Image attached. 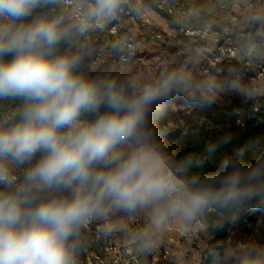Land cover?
I'll list each match as a JSON object with an SVG mask.
<instances>
[{
	"label": "clouds",
	"instance_id": "obj_1",
	"mask_svg": "<svg viewBox=\"0 0 264 264\" xmlns=\"http://www.w3.org/2000/svg\"><path fill=\"white\" fill-rule=\"evenodd\" d=\"M163 2L0 0V264H80L93 227L97 241L123 234L132 250L153 255L169 225L185 237L196 225L210 240L242 213L264 211V155L245 166L240 148L202 175L230 138L179 159L157 142L152 107L188 86L182 70L148 83L136 75H92L94 34L139 20ZM247 19L258 27L238 47L251 61L264 55V10ZM194 25L205 34L218 27L202 20L198 7L172 22L181 31ZM135 39L111 40L108 54L123 60ZM218 87L206 84L209 92ZM232 87L244 100L256 96L238 80ZM230 261L264 264V244L225 247L222 264Z\"/></svg>",
	"mask_w": 264,
	"mask_h": 264
},
{
	"label": "rangeland",
	"instance_id": "obj_2",
	"mask_svg": "<svg viewBox=\"0 0 264 264\" xmlns=\"http://www.w3.org/2000/svg\"><path fill=\"white\" fill-rule=\"evenodd\" d=\"M123 22L121 28L123 26L126 28ZM145 25L148 24L141 19L135 22L134 31L131 32L136 38L134 42L136 43V50L126 63L120 62L119 57L108 54L107 44L111 40L117 39L110 34L109 30L94 34L93 40L98 51L90 65L98 69L104 66L109 70L116 68L122 72H131L129 75H136L145 83L155 81L162 73L182 70L187 75L188 86L179 93L173 92L169 99L161 100L152 107L156 111H168L167 115H171L169 116L171 122H174L173 127H176L177 124H184L185 118L198 106L196 100L211 97L214 105L219 108H226L230 107L235 100L242 99L232 87L237 80L244 86L256 90V96L252 99L264 96V79L251 80L246 70L249 68L243 67L240 58L228 60L220 65L215 64L212 61V53L205 43L197 39L181 38L179 32L172 39L171 45L165 44L163 46L162 41L169 42V35L160 33L159 36L149 38L143 35L139 36L140 30ZM260 57L264 59V55ZM232 67L239 69V75L229 73L228 69ZM209 81H215L219 85L213 92H209L206 88ZM156 140L162 146L163 141L160 138H156ZM162 147L166 150L164 146ZM139 223L142 224L143 221H139ZM248 223H236L230 230L224 247L236 248L241 243L246 242L264 244V211L258 216L256 222ZM135 226L139 227V224ZM166 232L167 228L162 230L161 244L155 254L143 256L136 251L144 264L211 263L215 252V248L210 243L213 238L208 240L200 233L190 236L181 246H172L168 259H162L161 249L166 246ZM119 236L127 244L124 235L119 234ZM209 248L213 251L209 252ZM229 264H234V262L230 261Z\"/></svg>",
	"mask_w": 264,
	"mask_h": 264
},
{
	"label": "trees",
	"instance_id": "obj_3",
	"mask_svg": "<svg viewBox=\"0 0 264 264\" xmlns=\"http://www.w3.org/2000/svg\"><path fill=\"white\" fill-rule=\"evenodd\" d=\"M256 64L247 70L251 77ZM92 75L111 73L118 76H128L131 72L109 70L107 67L93 68L90 65ZM192 113L185 118L184 124L173 127L168 111H156L152 109L149 120L150 127L154 131L155 138H160L166 151L177 159L193 152H201L210 143H219L228 137L229 142L218 147L217 151L208 157L203 169L199 170L202 175L211 174L216 170L220 161L226 156L235 153L240 148L245 149L243 164L252 165L258 157L264 155V96L257 99H237L230 107L219 108L213 103L207 106L197 104ZM258 106V111L254 108ZM244 120V124L237 122V112ZM260 210L242 213L238 223L256 222ZM208 223L209 221L206 220ZM235 225V224H234ZM232 224H225L222 229L212 233L211 245L215 248L210 264H221L223 249ZM80 264H85L84 255L80 257Z\"/></svg>",
	"mask_w": 264,
	"mask_h": 264
},
{
	"label": "built area",
	"instance_id": "obj_4",
	"mask_svg": "<svg viewBox=\"0 0 264 264\" xmlns=\"http://www.w3.org/2000/svg\"><path fill=\"white\" fill-rule=\"evenodd\" d=\"M209 3L215 5L222 11L230 13L226 22L218 25L214 31L207 34L198 30L194 25L191 28H186L184 31L179 30V33L189 39H197L205 43L211 48L212 61L215 64H224L228 60L241 59V64L245 68H250L256 64V68L251 80L264 79V59H254L249 61L247 58L241 55L239 50V43L243 37L252 35L258 25L250 24L247 27H240L239 13L244 10L243 0H207ZM151 2V0H150ZM162 2V0H158ZM192 7H197L189 0H166L162 3V7L157 8L156 12L164 14L170 18H176L188 11ZM264 10V0H254L249 4V15ZM128 21H137V19L126 18ZM146 24H150L151 20L148 14L141 18ZM122 22L116 26V28L109 29V32L113 37L120 38V29ZM228 30V31H225ZM159 36V35H158ZM136 50V43L130 49V55L123 60L119 58V61L126 63L130 60L131 56ZM254 111H258V106L254 108ZM237 112V122L244 124V120L240 115V111ZM244 223H248L246 219ZM203 223L207 224L206 221ZM249 224V223H248ZM234 225V224H232ZM193 229L192 235L200 233L199 228L196 225L191 226ZM166 246L161 249V257L166 260L171 254L172 246H181L185 244L189 237L181 235L180 228L176 224H172L166 227ZM95 228L93 227L88 234L89 245L88 250L84 254L85 264H144L140 255L132 250L128 243H124L117 234L113 239L109 241H97L95 239ZM191 235V236H192ZM213 238V236H212Z\"/></svg>",
	"mask_w": 264,
	"mask_h": 264
},
{
	"label": "crops",
	"instance_id": "obj_5",
	"mask_svg": "<svg viewBox=\"0 0 264 264\" xmlns=\"http://www.w3.org/2000/svg\"><path fill=\"white\" fill-rule=\"evenodd\" d=\"M194 5H196L198 8L201 9V19L202 20H215L218 25L223 24L227 21L230 13L227 11H222L219 8H217L215 5L209 3L207 0H189ZM244 1V10L241 11L239 14L240 17V27H247L250 25L248 22L249 17V4L253 2L254 0H243ZM148 16L150 17L151 23L148 25H145L142 30H140V35L149 37H156L157 35H161L160 33H167L169 35L168 39L169 42L162 41L163 46L165 44L171 45L172 39L176 37V33L179 32L178 29H175L172 27V22L177 18H170L164 14H160L158 12H150L148 13ZM124 21V20H123ZM125 24L126 28L123 26L120 29L121 35L126 34H132L131 31H134L135 21H128L125 20L123 22ZM181 38L187 39L183 37L180 33H178ZM191 40V39H187ZM208 47V46H207ZM208 49L211 51V48L208 47ZM258 60H263V58L259 57Z\"/></svg>",
	"mask_w": 264,
	"mask_h": 264
}]
</instances>
